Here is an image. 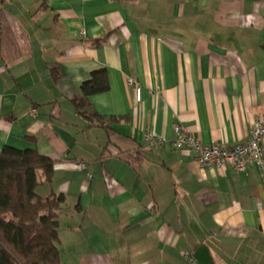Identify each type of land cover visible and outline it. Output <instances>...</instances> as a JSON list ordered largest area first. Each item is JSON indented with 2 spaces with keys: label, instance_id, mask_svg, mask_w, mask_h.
<instances>
[{
  "label": "crops",
  "instance_id": "obj_1",
  "mask_svg": "<svg viewBox=\"0 0 264 264\" xmlns=\"http://www.w3.org/2000/svg\"><path fill=\"white\" fill-rule=\"evenodd\" d=\"M98 69L90 109L117 120L88 126L71 101ZM263 113L264 0H0V151L54 160L35 190L63 195L60 264H193L199 244L213 264H264V168L202 167L172 144L175 123L244 143ZM148 131L164 145L143 148Z\"/></svg>",
  "mask_w": 264,
  "mask_h": 264
},
{
  "label": "trees",
  "instance_id": "obj_2",
  "mask_svg": "<svg viewBox=\"0 0 264 264\" xmlns=\"http://www.w3.org/2000/svg\"><path fill=\"white\" fill-rule=\"evenodd\" d=\"M92 44L98 46L101 40ZM106 75L105 69L93 71L71 101L88 126L116 119L95 113L88 101L89 96L108 90ZM53 163L34 148L4 146L0 151V264H60L57 225L63 195L40 196L35 190L51 181Z\"/></svg>",
  "mask_w": 264,
  "mask_h": 264
},
{
  "label": "built area",
  "instance_id": "obj_3",
  "mask_svg": "<svg viewBox=\"0 0 264 264\" xmlns=\"http://www.w3.org/2000/svg\"><path fill=\"white\" fill-rule=\"evenodd\" d=\"M127 87L132 88L136 102L141 99V86L136 77L130 76L125 81ZM32 112H35L33 109ZM251 138L231 147H226L218 143L205 144L199 138L189 134L187 128L175 123L173 126L174 136L172 138L173 147L187 149L195 153L196 162L207 168H227L231 167L235 172H243L249 166L264 168V113L255 120ZM143 148L153 150L164 145L166 138L156 136L152 132L145 133ZM73 168L76 170H86L87 165L83 161H76ZM90 179L91 174L87 172ZM184 258L191 263H196L194 257L189 252H184Z\"/></svg>",
  "mask_w": 264,
  "mask_h": 264
},
{
  "label": "water",
  "instance_id": "obj_4",
  "mask_svg": "<svg viewBox=\"0 0 264 264\" xmlns=\"http://www.w3.org/2000/svg\"><path fill=\"white\" fill-rule=\"evenodd\" d=\"M192 256L197 264H213V259L206 244H199Z\"/></svg>",
  "mask_w": 264,
  "mask_h": 264
},
{
  "label": "rangeland",
  "instance_id": "obj_5",
  "mask_svg": "<svg viewBox=\"0 0 264 264\" xmlns=\"http://www.w3.org/2000/svg\"><path fill=\"white\" fill-rule=\"evenodd\" d=\"M39 176H40V174H39Z\"/></svg>",
  "mask_w": 264,
  "mask_h": 264
}]
</instances>
